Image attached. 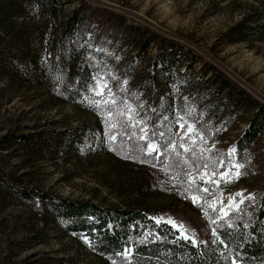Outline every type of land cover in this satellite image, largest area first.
Returning <instances> with one entry per match:
<instances>
[{
    "label": "rangeland",
    "instance_id": "obj_1",
    "mask_svg": "<svg viewBox=\"0 0 264 264\" xmlns=\"http://www.w3.org/2000/svg\"><path fill=\"white\" fill-rule=\"evenodd\" d=\"M81 5L87 9L91 27L97 30L94 45L105 36L101 42L102 52L109 58L100 64L102 74L94 82L89 81L87 98L95 105L102 103L105 110L102 116L107 120L104 123L86 108L78 109L60 101L55 91L49 90L51 84L47 89L42 86L45 88L37 90L22 85L3 95L10 98V103L0 111V137L9 126L23 129L36 123H45L42 128L46 129L92 125L95 121L153 124L152 113L156 116L159 111V124L168 140V149L174 156L179 155L186 166L182 172L153 166L151 172L157 181L153 189L142 192L139 201L151 208L159 219L174 222L183 235L203 242L213 241L212 224L231 218L240 204L252 201L254 193L264 187V130L259 144L250 150L254 153L249 158L251 167L245 168L236 161L233 151L226 148L243 131L245 124L216 130L196 117L198 108L184 106V103L193 96L190 85L204 78L201 70L204 61L225 71L264 103V40L239 41L235 34H228L240 22L255 25L260 19L259 23H264V0H64L59 20L67 19ZM103 8L112 11L103 12ZM118 14L124 21L121 16L115 19ZM123 22V26L129 27L128 33L134 34L135 27H148L171 41L166 44L172 51L165 52L169 58L167 68H159V65L152 74L148 69L147 74H143L140 65L130 79L123 74L125 65L135 55L130 51L124 53L125 47L117 44L119 37H124L122 30L111 31L115 23ZM110 42L112 48L108 47ZM160 53L153 45L145 59L154 64ZM142 81L144 85L138 89ZM206 119L210 120L209 116L206 115ZM146 129V125L142 126L141 133ZM28 147L24 165L22 159L0 150V173L26 172L20 181L28 186L102 204L129 203L128 195L143 182L138 166L122 161L107 150L86 157L64 150V157L52 162L41 157L39 148L35 154L32 147ZM225 154L229 156L219 158ZM217 158L214 172L198 171L200 163L211 168ZM193 160L198 164L194 165ZM237 172L241 175L233 180ZM27 215L25 208L0 202V264H62V257L65 264H102L94 255L77 253L72 240L56 232L51 225L41 229L36 221L38 216L28 219ZM32 227L36 234L27 235L25 230ZM22 245L32 247L23 249ZM36 253L37 257L29 258Z\"/></svg>",
    "mask_w": 264,
    "mask_h": 264
},
{
    "label": "trees",
    "instance_id": "obj_2",
    "mask_svg": "<svg viewBox=\"0 0 264 264\" xmlns=\"http://www.w3.org/2000/svg\"><path fill=\"white\" fill-rule=\"evenodd\" d=\"M63 8L64 0H0V111L10 103V98L3 96L8 90L22 85L32 90L47 89L51 84L54 89L50 86L49 90L55 91L60 101L78 109L86 108L105 123L107 117L102 116L103 112L105 115L102 103L95 105L87 98L89 81L94 82L102 74L100 64L109 58L102 52L101 42L105 36L97 39L94 45L97 30L91 27L83 5L60 21ZM109 11L112 10L103 8V12ZM120 16L118 14L115 19ZM120 18L124 21L122 16ZM259 22L260 19L254 22L255 25L240 22L228 34H235L239 41L264 40V23ZM123 24L115 23L111 31L121 29L124 37L120 36L117 44L125 47L124 53L135 54L122 71L127 78L133 77L140 65L143 74H147V69L152 74L159 65V68L168 67L169 58L165 52L172 51L166 46L171 43L167 37L148 27H135L134 34L128 33L129 27ZM111 42L109 48H112ZM153 45L161 53L151 64L145 58ZM201 70L204 78L190 85L193 96L184 106L198 108L196 117L216 130L245 124L243 131L232 143L228 141L231 146L226 148L234 150L231 154L241 166L249 165L250 168L249 158L254 154L250 150L259 144L264 130V103L216 65L204 61ZM141 84L138 89L143 87L144 81ZM153 85L157 87L156 83ZM153 103L157 106L156 101ZM160 114L158 111L156 117L152 113L153 124L147 121L141 125L118 120L110 124L95 121L92 125L86 123L63 129L42 128L45 123L23 129L9 126L0 137V150L22 159V165L27 163L25 150L29 152L28 146L35 154L39 148L41 157L52 162L63 158L64 150L72 151L77 157L105 150L115 154L122 161L138 166L143 179L141 185L128 195L129 203L102 204L92 199L57 195L24 184L20 180L26 172L19 175L0 173V202L25 208L28 219L38 216L36 221L41 229L51 225L56 232L72 240L77 253L94 255L102 264H264V187L254 193L252 201L240 204L231 218L216 220L212 224L214 240L208 242L183 235L139 201L142 192L153 189L152 185L157 181L151 172L153 166L176 172L184 171L186 166L179 155L170 153L168 140L159 124ZM145 125L147 129L143 134L140 128ZM149 143L156 146V151L151 154L146 147ZM189 157L192 158L190 154ZM217 160L211 168L200 163L198 171L214 172ZM193 163L198 164L195 160ZM34 228L26 229L25 233L34 236ZM32 245L22 247L29 249ZM37 254L29 258L37 257ZM62 258L60 261L65 264Z\"/></svg>",
    "mask_w": 264,
    "mask_h": 264
},
{
    "label": "snow or ice",
    "instance_id": "obj_3",
    "mask_svg": "<svg viewBox=\"0 0 264 264\" xmlns=\"http://www.w3.org/2000/svg\"><path fill=\"white\" fill-rule=\"evenodd\" d=\"M101 87H103V85H101ZM97 94L99 95V94H101V93L98 92ZM181 126L183 127V125H181ZM141 139H144V137L142 136ZM146 147H147L148 150H149V154H151V152L156 151V146L153 145V144H151V143H149L148 145H146ZM233 151H234V150H233ZM224 175L227 176L228 174H224ZM240 175H241V173L237 172V173L233 176V180H234V179H238ZM226 182H231V181L226 180ZM238 195H242V194H238ZM193 202H196V197H193ZM169 222H170V223H173V226H176V225L174 224V222H171V221H169ZM180 227L182 228L183 226L181 225ZM183 238H184V239H189V237H187V236H184ZM193 243H195L194 240H193Z\"/></svg>",
    "mask_w": 264,
    "mask_h": 264
}]
</instances>
